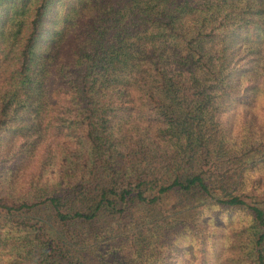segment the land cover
<instances>
[{
	"label": "trees",
	"instance_id": "1",
	"mask_svg": "<svg viewBox=\"0 0 264 264\" xmlns=\"http://www.w3.org/2000/svg\"><path fill=\"white\" fill-rule=\"evenodd\" d=\"M263 179L264 0H0V264H264Z\"/></svg>",
	"mask_w": 264,
	"mask_h": 264
},
{
	"label": "rangeland",
	"instance_id": "2",
	"mask_svg": "<svg viewBox=\"0 0 264 264\" xmlns=\"http://www.w3.org/2000/svg\"><path fill=\"white\" fill-rule=\"evenodd\" d=\"M36 160L38 163L41 162V160L39 161L38 156H34L32 162H35ZM41 178L42 177H39L38 179L42 180ZM262 181L264 182V179ZM22 189V187H18L17 190ZM231 222L229 228L224 229L223 231V234L227 236L226 239L223 238L222 240L220 239L218 243L210 242L206 245V252L210 257L217 255L218 258L215 259L216 264H237L236 259L234 262H230L226 257L231 255L237 256L238 254L234 252L236 250L240 252L239 254H243L244 252L243 239L240 237L238 231L248 221L242 214L235 212V214L232 215ZM209 230L215 229L210 228ZM198 246V243L187 240L186 236H184L182 239L169 246L171 248L170 251H167L165 246H163V248L160 247L159 257L164 258V264H198ZM154 256L157 258L156 254H154ZM212 257L210 259H212ZM240 258L241 257L238 255V264H243L242 261H240Z\"/></svg>",
	"mask_w": 264,
	"mask_h": 264
}]
</instances>
